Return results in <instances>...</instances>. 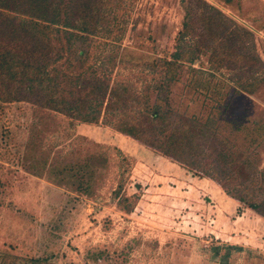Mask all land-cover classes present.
Returning a JSON list of instances; mask_svg holds the SVG:
<instances>
[{
    "label": "rangeland",
    "instance_id": "1",
    "mask_svg": "<svg viewBox=\"0 0 264 264\" xmlns=\"http://www.w3.org/2000/svg\"><path fill=\"white\" fill-rule=\"evenodd\" d=\"M183 1L111 3L117 22L90 44L89 64L106 65L142 103L160 100L152 62L178 46L186 58L194 52V30L178 41ZM204 1L248 32L235 48L247 55L217 39L182 65L167 103L182 121L199 119L210 133L199 140L229 155L234 179L240 161L253 160L254 183L234 199L107 125L0 101V264H264V65L253 57L264 64V0ZM141 108L125 112L139 118Z\"/></svg>",
    "mask_w": 264,
    "mask_h": 264
},
{
    "label": "trees",
    "instance_id": "2",
    "mask_svg": "<svg viewBox=\"0 0 264 264\" xmlns=\"http://www.w3.org/2000/svg\"><path fill=\"white\" fill-rule=\"evenodd\" d=\"M123 1L0 0V101L27 102L81 123L107 125L188 171L222 183L228 196L240 199L254 183L259 166L244 158L237 167L238 179L231 177L229 155L215 156L216 146L206 144L210 133L205 126L194 116H183L186 120L182 121L178 110L167 102L169 87L179 79L182 65H193L200 52L208 50L217 39L219 47L246 56L242 49L235 48L243 45L242 34L248 32L231 25L224 14L204 0H184L178 41L193 35L194 30V52L186 58L178 46L171 57L153 61V69L161 73L154 89L164 95L152 104L147 98L142 103L131 85L111 82L104 72L108 70L106 65L96 68L88 62L95 37L110 35L111 23L117 22L105 8ZM256 69L250 65L244 74L250 75ZM137 105H142L137 113L140 119L125 112Z\"/></svg>",
    "mask_w": 264,
    "mask_h": 264
}]
</instances>
